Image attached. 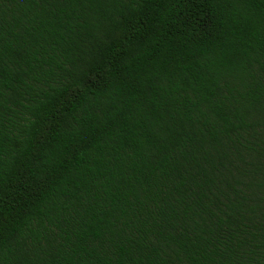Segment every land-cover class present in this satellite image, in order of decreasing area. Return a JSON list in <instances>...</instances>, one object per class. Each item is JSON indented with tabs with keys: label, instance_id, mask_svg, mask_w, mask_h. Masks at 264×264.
<instances>
[{
	"label": "trees",
	"instance_id": "1",
	"mask_svg": "<svg viewBox=\"0 0 264 264\" xmlns=\"http://www.w3.org/2000/svg\"><path fill=\"white\" fill-rule=\"evenodd\" d=\"M0 264H264V0H0Z\"/></svg>",
	"mask_w": 264,
	"mask_h": 264
}]
</instances>
